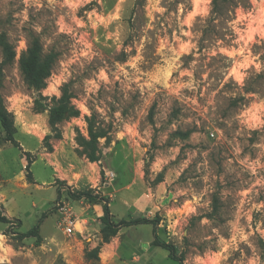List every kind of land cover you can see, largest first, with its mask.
Listing matches in <instances>:
<instances>
[{"label":"rangeland","instance_id":"obj_1","mask_svg":"<svg viewBox=\"0 0 264 264\" xmlns=\"http://www.w3.org/2000/svg\"><path fill=\"white\" fill-rule=\"evenodd\" d=\"M211 9L212 0H0V34L17 53L0 91L18 129L14 144L0 125V214L12 220L0 221V264H180L156 236L186 264H264V0H240L232 20L214 22L234 40L203 35ZM33 37L56 56L41 91L18 63ZM66 83L80 115L59 124L49 149V110L36 101L48 108ZM90 116L107 130L97 162L76 140ZM105 203L114 222L158 218L156 232L144 222L107 238ZM63 206L78 218L72 234ZM43 213L41 241L20 237Z\"/></svg>","mask_w":264,"mask_h":264},{"label":"trees","instance_id":"obj_2","mask_svg":"<svg viewBox=\"0 0 264 264\" xmlns=\"http://www.w3.org/2000/svg\"><path fill=\"white\" fill-rule=\"evenodd\" d=\"M240 0H212V9L210 12V16L206 20V26L203 28L204 36L215 35L222 40H226V37H229V40H234V32L233 30H228L227 32L221 31L218 32L216 30L217 24L214 22L217 20H232L234 18V13L236 8L239 6ZM0 46L2 49V60L0 62V88L2 86V78H3V68L7 64L12 63L17 56L16 50L12 42L9 40L7 34L5 32L0 34ZM125 55V54H123ZM55 54L54 53H44L42 43L40 39L37 37H33L26 50H24L19 59V68L23 74L24 80L30 88H33L37 91H41L46 87L47 79L51 75L52 68L55 62ZM125 57V56H124ZM124 59V58H123ZM43 99L45 97L41 95ZM74 98V94L70 89L69 84H64L62 87V92L59 98L55 99L54 103L47 108V104L43 103L39 98L36 101V109L37 110H49V125L53 134H47L44 137L45 142L47 143L49 149H52V145L49 143V139L55 137L57 139L62 138V133L59 128V124L66 119L71 117H76L80 115V110L73 104L72 99ZM149 119L153 122V109H151L149 113ZM88 122V136H85L77 130L76 140L78 144L82 147L83 153L87 156V158L91 162L100 161V150H99V139L103 137H107V130L102 126H96V120L94 116L87 117ZM0 125L5 132V138L7 141H10L14 144L16 142V133L18 131L17 126L15 124L14 114L11 112L4 101V97L0 91ZM83 195H88V192H82L80 197ZM214 211L209 215V218H214L216 211L219 209L218 198H215L213 201ZM104 214L102 216V222L104 223V227L102 228V232L108 238L111 235H115L118 231L123 228L134 224L149 222L154 224L153 231L156 232V226L158 224V218L149 220V219H134V220H121L119 222H114L111 219V211L109 205L105 203L103 205ZM46 216V213H43L39 218L37 223L29 229L27 232L20 234V237H36V242H40L42 236L40 234V225L43 218ZM202 217V216H201ZM0 221L11 222V218L0 214ZM156 244H161L165 248H167L170 252V257L172 259L178 260L180 264L185 263V254L182 252L179 256L176 253V247L173 244H168L159 240L156 236L155 238ZM262 244L264 245V240H262ZM97 254L96 250L89 252L87 255L89 257H95Z\"/></svg>","mask_w":264,"mask_h":264},{"label":"built area","instance_id":"obj_3","mask_svg":"<svg viewBox=\"0 0 264 264\" xmlns=\"http://www.w3.org/2000/svg\"><path fill=\"white\" fill-rule=\"evenodd\" d=\"M61 221L60 226L63 231L68 234H72L77 230L78 218L73 215L71 209L61 207Z\"/></svg>","mask_w":264,"mask_h":264}]
</instances>
